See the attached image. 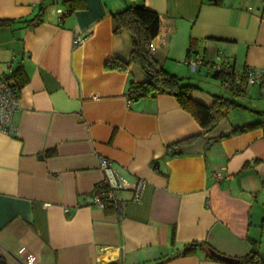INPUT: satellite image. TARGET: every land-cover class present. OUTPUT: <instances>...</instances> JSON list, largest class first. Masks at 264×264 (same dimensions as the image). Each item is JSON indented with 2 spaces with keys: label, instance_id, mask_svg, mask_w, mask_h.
<instances>
[{
  "label": "crops",
  "instance_id": "crops-1",
  "mask_svg": "<svg viewBox=\"0 0 264 264\" xmlns=\"http://www.w3.org/2000/svg\"><path fill=\"white\" fill-rule=\"evenodd\" d=\"M130 3L158 13L153 55L196 84L194 99L211 105L221 95L241 106L205 132L172 93L131 100L129 80L143 75L112 16ZM37 14L34 26L17 22ZM0 17L16 21L0 26V78L18 66L26 76L14 130L0 132V264H230L207 247L177 255L192 241L234 257L251 240L264 250V124L229 134L264 120V92L221 90L212 70L185 63L222 51L235 69L264 66L257 0H0ZM110 58L126 69L106 68ZM99 156L129 181L145 180L138 199L122 188L117 206L91 204ZM218 168L229 177L217 178Z\"/></svg>",
  "mask_w": 264,
  "mask_h": 264
},
{
  "label": "trees",
  "instance_id": "trees-1",
  "mask_svg": "<svg viewBox=\"0 0 264 264\" xmlns=\"http://www.w3.org/2000/svg\"><path fill=\"white\" fill-rule=\"evenodd\" d=\"M71 1V0H64ZM216 2L217 0H212ZM76 4L70 2L69 10L75 7ZM65 14V13H64ZM115 22V32L127 30L131 37V51L129 60L135 62L143 75V78L138 81L129 80L128 94L133 101L142 97H155L160 92L172 93L179 104L189 111L204 128V131L210 130L228 110L241 106L235 100L221 95H214V100L211 105H206L191 95L196 84L185 80L183 77L168 72L154 57L151 49V39L156 36L159 30V15L157 12L146 8L141 4H128L124 8L115 11L113 14ZM41 20L37 14L32 19L17 20L24 22L27 26H34ZM16 22L13 19L0 17V26H12ZM127 62L110 58L106 61V68H118L125 70ZM216 76L217 74L214 73ZM8 77L13 79V84L17 88L25 83L26 76L21 66L11 70ZM231 87V86H230ZM240 89V88H239ZM264 115V111H260ZM264 124V120L250 122L244 126L235 127L229 132L238 133L242 130L251 129ZM228 134H223V136ZM194 137H188L183 140H178L168 144L165 149V156H173L179 153L178 147L186 141L192 140ZM108 207V206H107ZM264 226V220H262ZM254 240H251V248L243 255L239 256L237 264H264V250H258L254 247ZM207 247L209 250L216 251L211 244L206 241H192L187 243L181 252L177 255H189L195 253L198 249Z\"/></svg>",
  "mask_w": 264,
  "mask_h": 264
},
{
  "label": "built area",
  "instance_id": "built-area-1",
  "mask_svg": "<svg viewBox=\"0 0 264 264\" xmlns=\"http://www.w3.org/2000/svg\"><path fill=\"white\" fill-rule=\"evenodd\" d=\"M264 7V0H257ZM62 13V8H57ZM76 38V42L79 41ZM185 63L196 70L200 65H205L209 70L217 74L220 85L225 88L230 86L255 85L261 92H264V66L256 68L235 69L225 58L222 51H218L214 58L208 56H191L185 59ZM11 70L9 71V73ZM9 73L0 78V132L11 133L14 130V114L18 108L19 88L14 86L13 79L8 77ZM98 164L103 175L97 182L91 195V204L104 209L107 206H117L119 200L116 191L122 188H129L133 197L138 199L141 195L145 180L137 177L129 181L121 170L115 167L112 161L105 156H99ZM218 168L215 170L217 178L229 177V174Z\"/></svg>",
  "mask_w": 264,
  "mask_h": 264
},
{
  "label": "water",
  "instance_id": "water-1",
  "mask_svg": "<svg viewBox=\"0 0 264 264\" xmlns=\"http://www.w3.org/2000/svg\"><path fill=\"white\" fill-rule=\"evenodd\" d=\"M40 157H41V155H40ZM209 253L212 256H214V257H216V258H218L220 260L226 261V262H228L230 264H237L238 261H239L238 257L229 256V255H226V254L214 251V250H209Z\"/></svg>",
  "mask_w": 264,
  "mask_h": 264
},
{
  "label": "rangeland",
  "instance_id": "rangeland-1",
  "mask_svg": "<svg viewBox=\"0 0 264 264\" xmlns=\"http://www.w3.org/2000/svg\"><path fill=\"white\" fill-rule=\"evenodd\" d=\"M188 69H189V67H188ZM195 72V71H194ZM203 74H205V72L203 73ZM210 77H209V80H210V82L211 83H213V84H215L216 85V87H218V88H222V86L220 85V81H219V79L218 78H214L213 77V75H212V72H210ZM208 77H206V79H207ZM221 90H223V89H221ZM234 112L235 111H233V114H234ZM239 113H244L245 115L246 114H249V112L247 111V109L246 108H243V107H240V109H239ZM251 121V120H250Z\"/></svg>",
  "mask_w": 264,
  "mask_h": 264
}]
</instances>
